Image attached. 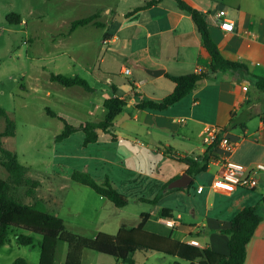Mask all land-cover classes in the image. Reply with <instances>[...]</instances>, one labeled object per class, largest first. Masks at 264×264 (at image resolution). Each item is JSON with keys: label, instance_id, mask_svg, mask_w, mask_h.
<instances>
[{"label": "rangeland", "instance_id": "rangeland-1", "mask_svg": "<svg viewBox=\"0 0 264 264\" xmlns=\"http://www.w3.org/2000/svg\"><path fill=\"white\" fill-rule=\"evenodd\" d=\"M141 1L0 0V108L15 124L14 135L3 137L2 147L15 152L19 163L28 167L27 175L40 182L36 197L45 200V209L63 220L66 231L87 238L98 232L115 234L120 225H133L144 212L154 216L155 204L137 197L150 198L158 193L159 184L151 176L154 169L164 170L165 167L156 163L155 168L136 146L132 147L133 154L125 152L123 147L131 144L126 139L137 137L146 142L145 138L161 134V130L154 126L138 132L140 118H133L135 108L127 103L109 131L98 130L97 142L84 146L82 131L55 142V136L63 129L59 117L74 126L102 120L98 119L103 113V93L111 95L110 85L122 79L121 65L131 70L129 77L135 80L139 74L154 77L147 69L136 67L142 56V50L135 49L140 46L139 38L134 45L122 40L107 45L103 43L106 29L90 24L76 28L66 38L63 35L72 20L91 14L102 4L120 11ZM213 2H218L212 5L215 8L222 7L221 0ZM164 6L176 5L174 0H165ZM59 73L81 76L92 91L51 81L50 75ZM141 86L144 92L154 87L150 83ZM130 97L137 100L143 95L133 93ZM98 104L100 109L96 107ZM4 126V118L0 117V130ZM73 173L86 174L98 183L108 179L126 196L127 204L115 206L73 180ZM203 176L208 177V174L204 172ZM0 177L9 178L2 166ZM200 177L196 176L192 185L199 182ZM24 190V185L19 186L16 196L23 202H32L31 197L24 195ZM162 200L160 196L158 203ZM190 220L189 215L182 218L183 222ZM29 234L34 238L31 246L19 245L9 236V241L0 246V264H12L19 257L30 264L38 262L40 235ZM66 250L67 244L59 241L54 264H64ZM132 257L135 264H162L164 261L172 264V260H176L152 251H136ZM115 263L125 264L107 254L90 249L82 251L81 264ZM180 263L187 264L183 260Z\"/></svg>", "mask_w": 264, "mask_h": 264}, {"label": "crops", "instance_id": "crops-1", "mask_svg": "<svg viewBox=\"0 0 264 264\" xmlns=\"http://www.w3.org/2000/svg\"><path fill=\"white\" fill-rule=\"evenodd\" d=\"M147 1L149 0H142L140 4L120 11L108 4H102L92 12L99 11L97 20L102 25L100 27L106 29L103 32L104 44L122 40L125 44L134 45L139 38L140 46L135 49L142 50V56L137 60L136 67L164 70L160 76H154L155 79L139 74V78L135 80L134 77H129L132 75L131 70L121 65L119 73L122 79L110 85L111 95L103 93L102 107L105 99L114 96L125 99L133 107L140 99L159 101L174 87V83L164 73L177 76L208 69L210 55L203 46L191 16L180 10L176 4L175 7H165V0L129 14L135 7ZM187 1L200 11L207 12L210 35L224 58L242 61L253 74L264 77V0H221L220 8L212 6L218 3L213 2L216 0ZM219 9H224L233 21L232 31L219 27L215 17ZM75 29H68L63 35L64 38ZM110 29L114 32H109ZM125 68L129 69V74L123 73ZM160 78L168 80V83ZM148 83L154 87L149 92H144L141 85ZM244 84L248 85L246 90L242 88ZM157 91H161L160 94ZM133 93L142 94L143 97L131 100ZM246 100L249 101L248 104L245 103ZM96 107L100 109L99 104ZM263 108L264 93L257 90L250 81L231 71H217L209 74L192 92L163 111L135 109L133 118H140L138 132L148 131V128L155 126L161 130V134L150 135L145 138L146 142L137 137L126 139L131 144H125L124 151L133 154L132 147L136 146V149L148 156L155 168L156 163L165 167L164 170L154 169L151 176L159 184L157 192L162 194L164 201H157L154 216L149 214L144 225L147 231L161 235L171 234L187 243L193 239L198 242L199 247L208 246L213 251L228 253V238L218 230L227 227L230 219L239 210L254 205L264 195V171L256 172V185L253 189L236 188L225 192L213 188L211 181L219 171L220 160L223 158L246 166L264 164ZM102 112L98 120L104 117V107ZM249 112L254 115L248 116ZM231 113L234 114V125L230 126L228 121ZM116 119L117 116L113 125ZM205 126L219 127L234 143L233 149L226 152L218 145L210 146V160L207 170L204 171L208 177L201 172L196 175L201 176L199 182L185 188L168 189L167 183L186 172L188 160L203 155L209 147L202 141V129ZM198 185L204 186L200 193L195 191ZM141 198L143 197H137L139 200ZM163 209H166L165 216L162 214ZM184 215H189L191 220L183 222ZM168 219L173 220L172 227L165 225L164 222ZM175 261L181 264L178 258L173 259L172 264ZM162 264L169 262L164 261ZM243 264H264V217L247 244Z\"/></svg>", "mask_w": 264, "mask_h": 264}, {"label": "trees", "instance_id": "trees-1", "mask_svg": "<svg viewBox=\"0 0 264 264\" xmlns=\"http://www.w3.org/2000/svg\"><path fill=\"white\" fill-rule=\"evenodd\" d=\"M161 0H149L141 6L135 7L129 12L134 14L145 8H149ZM177 7L188 13L194 23L195 29L203 43L204 48L210 55V63L207 71L192 72L172 76L164 75L173 83V90L165 95L161 100L140 99L134 108L138 110L163 111L179 102L187 94L192 92L199 83L209 74L217 71H231L238 76L251 82V84L264 93V77L253 74L246 63L242 61H231L223 57L217 43L210 35L207 23V12H202L189 4L186 0H174ZM99 11L88 16L77 18L71 21L69 31L88 24L97 27L102 26L97 20ZM51 81L70 86H81L85 91H92L88 82L79 75L67 76L65 74H51ZM249 103L248 100L245 102ZM127 101L119 97H110L103 101L105 114L98 122L87 121L74 126L69 124L64 118L59 117L63 122V129L55 136V142L69 137L76 131L84 134L82 144L95 143L98 139V129L106 132L113 125L116 116L122 113ZM53 116L55 114L51 113ZM254 115L249 112L248 116ZM234 114H230L228 125L233 124ZM0 117L4 118L5 126L0 130V166L8 173V179L0 177V246L9 241L12 235L19 245L31 246L34 238L29 233L40 235L37 242L39 246V258L36 264H54L56 247L59 241L67 244L64 264H81V255L84 249L115 257L125 264H135L132 254L136 251L159 252L164 255L173 256L180 260L187 261L188 264H243L246 257L247 244L250 241L254 230L260 220L264 217V195L254 205L243 207L229 221V225L220 228L218 231L228 238V253L222 254L211 250L208 246H194L185 241H180L170 235H161L147 231L144 225L149 218V213H141L136 222L131 225H120L115 234L98 232L94 237L87 238L68 232L64 228L63 220L56 214L45 209V200L37 198L40 182L27 175L28 167L19 163L15 152L2 147V138L13 136L15 124L6 111L0 108ZM210 146L203 155L196 159H189L186 173L192 177L204 172L209 164ZM71 178L79 183L91 188L103 199L110 201L117 207L127 204V198L108 179L98 183L86 174L73 173ZM168 184V183H167ZM166 184V185H167ZM25 186L24 195L31 197L32 202H23L16 194L15 190ZM192 182L187 186H191ZM165 188V187H164ZM174 190V189H170ZM162 194L157 193L151 199L141 198L140 200L150 204H156ZM166 209L162 210L165 216ZM167 215V214H166ZM169 216V215H167ZM12 264H30L24 258H15ZM118 264V263H115ZM174 264H178L175 261Z\"/></svg>", "mask_w": 264, "mask_h": 264}, {"label": "built area", "instance_id": "built-area-1", "mask_svg": "<svg viewBox=\"0 0 264 264\" xmlns=\"http://www.w3.org/2000/svg\"><path fill=\"white\" fill-rule=\"evenodd\" d=\"M215 17L221 29L225 31H232L234 29V23L224 9H219L215 13ZM123 73L129 74L130 71L125 68L123 69ZM247 86V84H244L242 88L246 90ZM202 141L207 146L218 145L226 152H230L234 146V143L217 126H205L202 129ZM261 170L264 171V164L257 163L253 166H246L223 158L220 160L219 171L213 177L211 186L225 192H231L236 188L253 189L256 185V172ZM203 188V185H198L195 191L200 193ZM164 223L169 227L174 225L171 219L166 220ZM188 243L199 246L198 242L193 239L189 240Z\"/></svg>", "mask_w": 264, "mask_h": 264}, {"label": "water", "instance_id": "water-1", "mask_svg": "<svg viewBox=\"0 0 264 264\" xmlns=\"http://www.w3.org/2000/svg\"><path fill=\"white\" fill-rule=\"evenodd\" d=\"M163 69H148L147 73L153 76H160L163 74ZM193 180V177L186 172L181 174L179 177L175 178L174 180L170 181L167 185L168 189L173 188H185L187 187Z\"/></svg>", "mask_w": 264, "mask_h": 264}]
</instances>
